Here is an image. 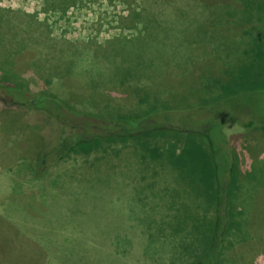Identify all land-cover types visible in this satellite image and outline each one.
Masks as SVG:
<instances>
[{
  "label": "rangeland",
  "instance_id": "rangeland-1",
  "mask_svg": "<svg viewBox=\"0 0 264 264\" xmlns=\"http://www.w3.org/2000/svg\"><path fill=\"white\" fill-rule=\"evenodd\" d=\"M81 1L82 7L69 8L66 17L59 11H44L43 0H0L6 18H0V67L22 76L33 94L49 91L64 98L75 93L78 103L94 95L93 100L117 118L139 113L140 118L149 117L150 108L174 110L176 124L189 121L185 120L188 104L201 113L208 102L202 100L203 92L193 90L194 82L210 77L224 85L217 91L222 101L212 105L218 115L213 126L192 138L204 155H211L213 148L222 151L240 173L226 208L228 255H223L225 247L217 254L229 264V254L249 248L247 261L264 264V254L257 250L263 246H258V229L251 224L256 202L264 193V131L239 137L240 128L228 121L230 116L264 121V14L255 11L253 20L240 26L221 24L225 17L216 13H229V7L210 16L226 0ZM129 7L145 10L137 22L125 21ZM224 27L232 35L220 30ZM213 28L217 29L209 31ZM246 34L254 38L242 40ZM136 38L147 47L137 54L132 51L134 56L128 48ZM257 40L261 60L248 68L249 49ZM128 68H142L145 74L132 72L124 82L118 74ZM127 85L141 90L129 91ZM19 103L18 94L9 101L0 99V264H50L53 255L32 238L39 230L52 229L53 224L49 227L45 221L49 218H56L59 227L71 222L81 230L80 237L88 233L84 244L88 251L77 257L91 254L93 260L84 264H105L117 247L122 254L130 251L126 264H138L146 253L162 257L164 264L203 259L202 250L214 237L216 202L206 204L210 210L196 208V195L207 188L197 184L198 174L209 168L200 169L194 161L197 148L184 150L186 137L180 138L181 144L172 139L174 153L158 148L154 163L149 157L154 158L148 129L138 140L116 137L100 146L81 144L39 178L32 168H37L46 147L58 141L60 125L43 111ZM155 117L154 122L164 121V116ZM225 137L229 144L224 146ZM158 141L163 143L160 136ZM172 154L178 155L177 164H185L184 168L176 165ZM127 236L132 245L127 244L129 239L112 245ZM63 259L65 264L76 263L74 254Z\"/></svg>",
  "mask_w": 264,
  "mask_h": 264
},
{
  "label": "trees",
  "instance_id": "trees-1",
  "mask_svg": "<svg viewBox=\"0 0 264 264\" xmlns=\"http://www.w3.org/2000/svg\"><path fill=\"white\" fill-rule=\"evenodd\" d=\"M228 2L225 3V1L221 2V6H218L213 11H210V16H213L215 11L217 10H223L227 7L231 8L229 13H226V11L222 14H217L219 18L225 17L221 24L226 23L228 21L230 24L235 23L240 26L243 25L244 22H251L253 18L255 17V11L257 13L264 14V6H262V0H226ZM231 1V2H230ZM44 7L43 10L48 12L49 11H59V13H63L62 15H68L69 8H75L78 6L82 7V1L81 0H43ZM112 2V1H110ZM143 2V0H142ZM79 8V7H78ZM130 8V7H129ZM81 9V8H80ZM144 9L142 8L140 11H136L134 8H130V16L128 18H124L125 21L129 22H137L136 19H139L143 16ZM243 15H242V13ZM3 10L0 8V18L3 21L6 18H3ZM245 14L247 16H245ZM210 18V17H209ZM208 18V19H209ZM211 19V18H210ZM8 20H11L8 18ZM212 20V19H211ZM260 22L261 17L256 19ZM122 21L123 23L127 22ZM217 28H213L209 31H214ZM220 30L227 31L229 35H232V32H229L227 28H220ZM237 36V35H236ZM44 35H41L38 39L40 41L41 38H43ZM250 38H254V34H246L245 37L242 40H247ZM124 42H127V40L121 39ZM23 43H25V39L22 40ZM142 41L139 38H136L134 42L130 45L131 48H128V50L131 52V54L138 53L141 51L140 48L147 47V45H144L141 43ZM251 48L249 49V53H251V59L252 63L249 65H246V67L251 68L253 65H255L256 62L261 60V53H260V46L258 47V40L257 42L252 41ZM256 47V50H255ZM262 50V49H261ZM134 53H133V52ZM254 51V52H253ZM43 52V51H42ZM247 52V51H246ZM134 54V56H136ZM203 66L207 64V62H202ZM192 66V65H191ZM142 69V68H141ZM140 70H135L134 68H128L125 71L120 72L118 75L124 76V82L128 76L131 75L132 72L136 71V74L139 73L145 74V72H142ZM40 79L41 76L39 74L36 75ZM252 76V75H249ZM260 76V75H259ZM254 77V76H252ZM38 79V78H37ZM254 79H256L254 77ZM252 79V80H254ZM250 80V79H249ZM251 81V80H250ZM122 82V83H124ZM28 82L22 78V76L16 75L15 73H12L10 71H7L0 67V99L1 100H11L13 96H19L20 103L19 105L33 108L36 110H41L47 115H49L51 118H54L56 122L60 125V136L58 138V141L53 144L50 147H46L45 151L42 153L41 149V155L37 159L38 165L32 168L33 175H36L37 177L41 178L45 173L51 172L54 165L59 162L60 160H63L65 157H67L70 153H72L74 150L78 149L81 144H92L93 146H100L103 144V141H109L113 140L116 137H120L121 140L124 139H131V140H138L139 134L148 133L147 129L149 131V139L150 143L152 144V147H150L149 151L153 155H149L150 160L154 162L156 154L160 153V150L158 148H165V149H171L172 153L175 152L176 145H172V139L176 142L181 144V140L183 137H186L182 140H184L186 143L184 146V150L187 151L189 148H197L200 147V145L195 142L192 138H195L199 135V133L204 134L205 128H209V125L212 127L213 123L215 122L217 115V111L214 110L212 107L213 103H218L222 101V97L219 96L217 91L224 90V85H221L217 80H213V78L210 77H202L199 82H194V88L193 90L195 92H203V98L202 100H207L208 102L204 103V107L200 108L201 113H197V111L191 110L192 106L188 104L187 111L190 113L187 119L188 122H183V124L179 123L176 124L172 121L173 112L174 110L169 109H151L149 117L140 118L141 113L138 115H135L136 117H119L117 118L113 113L109 111H105L103 108L100 107L99 102H95L93 100L94 95H92L91 99H86L83 103H78L77 96L75 93L69 94L66 97L62 98L59 94L55 92H49V91H42L37 94H33L29 92V87L26 86ZM27 89H26V88ZM127 89L135 91H140L139 88H134L133 85H127ZM125 89L126 91H128ZM223 95V94H222ZM195 99V97H193ZM82 104L84 107V110L77 109L78 105ZM206 105V106H205ZM94 110H89L90 108H93ZM233 110V109H232ZM160 112V113H157ZM157 115L164 116V123L163 122H154L153 119H155ZM232 115V113H231ZM148 119V120H147ZM156 120V119H155ZM229 122L237 125L240 128L239 137L247 135L248 133H252L255 131L263 130L264 131V121L257 122L254 120L245 121V119H237L234 116H230L228 119ZM154 122V123H153ZM152 125V127H151ZM39 131V130H38ZM250 131V132H249ZM144 132V133H143ZM158 132L162 133L161 135L158 134ZM170 133V134H168ZM154 134H158L160 136V141H162V144L159 143V136L153 137ZM172 134V135H171ZM200 136V135H199ZM162 137H165L166 139H163ZM172 137V138H170ZM113 138V139H112ZM44 140V138H42ZM100 143V144H99ZM223 145L229 144V139L225 137L222 140ZM221 143V145H222ZM203 144V143H202ZM201 144L202 147H204ZM222 145V147H223ZM224 145V146H225ZM44 147V146H43ZM41 146V148H43ZM204 151L199 150L196 153V156L194 157V161L197 162L200 169L209 168L207 171H204L199 175V182L197 184H202L207 186L206 189L203 191H200L201 195H196L195 201L198 202L197 209L200 210V208H208L206 206L207 203L210 201L216 202L215 208H216V227L214 230V237H209V241L207 244V248H203L204 256L202 260H195L193 263H191V260H189V263L187 264H223V262H227L226 259H221L220 253H218L219 249L224 248L226 245V232L229 225V218L226 214L228 208V200L230 201V198L234 194V192L237 190L236 187L238 186L237 183V176L240 174L237 170V167L235 164L233 165L232 162L228 163L227 156L224 155L223 152L218 151L213 148L211 151V155L203 153ZM40 153V152H39ZM174 158L176 159L175 163L179 168H184L185 164L180 163L182 167H180L177 164L178 155L172 154ZM223 157V158H222ZM162 158V157H160ZM182 158V155L179 157V159ZM186 166H189L186 165ZM35 169V170H34ZM214 181V182H213ZM231 192V193H230ZM262 202V203H260ZM210 210V209H209ZM14 209L10 210V212H13ZM206 211V210H205ZM207 212V211H206ZM209 212V211H208ZM31 220L29 217H24ZM199 218V217H198ZM21 224L26 226L27 222L25 219H21ZM29 220V221H30ZM55 219L49 218L48 220H45L50 227V224L52 226V229L47 227L45 229L48 230V232H44L40 230L38 231V234H33L32 238L35 242H38L46 251L48 254H52V258L55 260V263L53 259H50V264H65L64 257L69 254H74V257H76V263L74 264H84V261L91 259L93 260V255H82L81 258L77 257L78 254L81 252L84 253V251H88V249L85 248V243L87 242L85 240V235H88V233H84V237H80L81 230L77 227H74L71 222H68L66 225L63 226H56L55 225ZM32 221L30 222V224ZM257 227L258 233L256 234V238H260V242L258 246L263 245L261 248H258L257 250H260L259 253L264 254V242L262 240V237H264V228L261 229V227H264V193L260 196L259 200L256 202L255 208H254V215L252 218V223ZM19 224V225H21ZM180 225V221H178V226ZM22 229V228H21ZM252 229V228H251ZM263 231V232H262ZM257 232V231H256ZM146 234V233H145ZM118 235V234H117ZM213 236V235H212ZM119 237V236H118ZM80 239V241L78 240ZM116 239V238H115ZM129 239V243L126 242V240ZM212 239V241H211ZM132 239H130L128 236L126 238H118V241L115 240V242L112 245H121L123 244H130ZM216 243V246L213 244ZM253 246H255L254 242ZM80 244V245H78ZM80 246V247H77ZM226 247L223 251V255L227 256L228 253L225 254ZM118 248L116 250L111 251V256L109 259L105 261V264H115L116 262L119 264H126L128 263L126 260V255L130 253V251L126 250L122 253L118 251ZM249 249V248H248ZM248 249H242L239 251L236 255H230L228 258L229 264H251L247 261V251ZM91 250V248H90ZM249 252L252 250L249 249ZM217 255V256H216ZM49 256V255H48ZM148 256L152 257L150 264H164L162 261V257H153V255L146 253L144 257L140 259H144L143 261L140 260L138 264H149ZM238 256V257H237ZM155 259V261L153 260ZM48 259V258H47ZM45 264H49L48 261ZM255 264V263H254Z\"/></svg>",
  "mask_w": 264,
  "mask_h": 264
}]
</instances>
